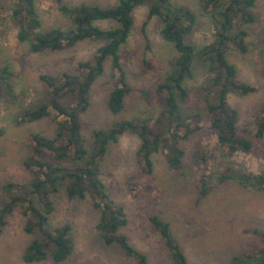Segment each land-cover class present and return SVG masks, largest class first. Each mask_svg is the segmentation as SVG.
<instances>
[{
    "label": "rangeland",
    "instance_id": "374dc122",
    "mask_svg": "<svg viewBox=\"0 0 264 264\" xmlns=\"http://www.w3.org/2000/svg\"><path fill=\"white\" fill-rule=\"evenodd\" d=\"M15 0H0V68L6 67L10 94L0 98V185L20 183L29 174L21 162L30 151V135L51 137L54 124L50 118L17 124V108L35 105L44 98L47 88L39 75L75 74L78 62L90 61L102 43L85 40L73 47L57 51L28 52L16 39V28L9 15ZM40 19V31L67 29L69 21L58 10L60 5L78 4L110 7L116 0H34ZM174 5L191 10L195 16L193 30L184 42L199 48L212 40L211 19L199 6V0H171ZM251 24L234 21L235 29L245 32L244 52L228 48L224 57L235 68L236 81L254 87L245 96L227 95V104L236 111V130L251 143L247 153L223 155L210 128V117L201 101L199 88L206 78L203 65L195 61L192 78L184 82L187 96L179 102L182 115L197 112L198 129L186 140L179 141L183 150L180 168L171 169L161 152L153 154L152 172L146 175L136 155L139 141L124 133L110 144L98 163V177L110 200L124 212L126 224L119 230L128 243L146 258L147 264H173L157 231L148 222L156 216L169 225L173 241L186 257L187 264H228L233 256L264 246V189L243 188L235 181L216 183L220 174H264V135L255 138L258 117L264 108V0H253ZM148 5L133 9L129 36L118 56L129 92L123 108L111 114L106 108L107 96L113 88L109 60L95 79L88 94V106L79 114L80 135L88 151L93 130H105L112 124L154 118L161 110V97L156 86L173 68L176 52L160 35V22L146 20ZM113 24L97 23L100 28ZM12 98V100H11ZM201 177L207 180V193L199 196ZM208 178V179H207ZM53 210L48 229L59 225L70 227L72 251L60 264H134L115 245L106 246L97 237V211L88 200L68 199L62 189L50 198ZM24 218L15 210L5 220L0 234V264H25L21 254L36 235L23 231ZM34 264H53L49 259Z\"/></svg>",
    "mask_w": 264,
    "mask_h": 264
},
{
    "label": "trees",
    "instance_id": "16d2710c",
    "mask_svg": "<svg viewBox=\"0 0 264 264\" xmlns=\"http://www.w3.org/2000/svg\"><path fill=\"white\" fill-rule=\"evenodd\" d=\"M145 4L148 10L141 31L148 19L157 18L161 39L176 52L173 68L156 86V93L161 97V110L154 118L122 121L105 130L91 131V148L87 151L80 135L78 116L88 106L89 90L101 75L106 59L109 60L113 84L107 96L106 108L111 114L122 110L129 88L125 83L118 51L129 36L133 9ZM253 4V0H199L201 11L211 19L213 36L208 44L195 48L183 40L194 28V14L185 7L174 5L171 0H116L110 7L60 5L58 10L69 21L70 27L44 32L40 31L34 0L14 1L9 20L16 28L17 41L24 44L30 53L70 48L85 40L102 43L90 61L77 63L75 74L39 75V81L47 88L42 101L33 106L17 108L14 117L17 124H28L46 117L54 124L51 137L30 135V151L21 162L29 177L20 183L6 182L0 185V234L6 218L17 210L24 218L23 231L36 235L21 254L23 263L34 264L49 259L53 264H60L70 255V227L64 224L48 229V217L53 210L50 198L62 189L68 199H86L97 211L94 228L101 243L115 245L134 264H147L145 256L119 233L126 224L125 215L122 208L105 193L98 177V163L108 145L117 143L121 135L129 133L139 141L136 155L146 175L152 172L151 156L158 152L163 154L171 169L180 168L183 150L179 141L186 140L195 132L201 119L197 112L184 116L179 109V102L187 96L184 82L192 78L191 68L195 61H199L204 68L206 78L199 88L201 101L223 155L231 157L250 151L251 143L237 133V114L228 106L226 98L229 94L245 96L255 89L236 81L235 68L227 62L224 52L230 47L244 52L245 32L240 28L235 29L234 21L242 25L251 24L254 20L250 12ZM100 22L113 25L100 28L97 26ZM10 77L8 69L1 67L0 98L12 96ZM261 114L262 117L256 121L255 138L264 135V108ZM208 180L216 183L233 180L243 188L264 189V174H220ZM207 183L201 177L199 196L207 193ZM148 222L157 231L172 263L187 264L184 253L173 241L169 225L156 216L148 217ZM228 264H264V246L233 256Z\"/></svg>",
    "mask_w": 264,
    "mask_h": 264
}]
</instances>
